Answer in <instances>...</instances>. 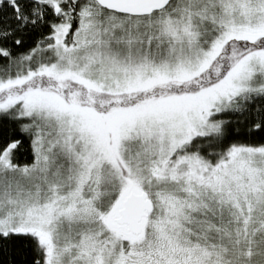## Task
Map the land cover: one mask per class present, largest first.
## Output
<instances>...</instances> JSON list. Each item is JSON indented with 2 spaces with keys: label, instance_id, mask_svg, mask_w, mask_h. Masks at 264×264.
<instances>
[{
  "label": "snow or ice",
  "instance_id": "snow-or-ice-1",
  "mask_svg": "<svg viewBox=\"0 0 264 264\" xmlns=\"http://www.w3.org/2000/svg\"><path fill=\"white\" fill-rule=\"evenodd\" d=\"M0 264H264V0H0Z\"/></svg>",
  "mask_w": 264,
  "mask_h": 264
}]
</instances>
